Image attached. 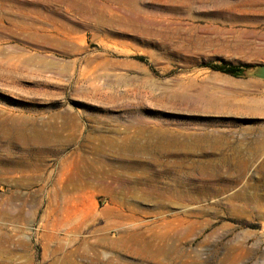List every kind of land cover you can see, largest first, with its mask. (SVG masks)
<instances>
[{
  "label": "rangeland",
  "instance_id": "rangeland-1",
  "mask_svg": "<svg viewBox=\"0 0 264 264\" xmlns=\"http://www.w3.org/2000/svg\"><path fill=\"white\" fill-rule=\"evenodd\" d=\"M259 65L264 0H0V264H264Z\"/></svg>",
  "mask_w": 264,
  "mask_h": 264
},
{
  "label": "bare ground",
  "instance_id": "bare-ground-1",
  "mask_svg": "<svg viewBox=\"0 0 264 264\" xmlns=\"http://www.w3.org/2000/svg\"><path fill=\"white\" fill-rule=\"evenodd\" d=\"M1 125L4 124L5 126V129H4V133L6 131H8L9 133H12V137L13 139L15 140H21L22 138L25 137L26 135V129L21 127L19 124H18V120L15 119V117H5L1 120ZM0 125V126H1ZM33 128H34V123L32 124ZM32 135H34V131L30 132ZM35 140L34 142H43V138L42 136H34ZM46 142V141H45ZM10 143H15V141L11 140ZM210 147V150L212 152V155H217V151L221 152V146L220 144L216 141L214 143H210L209 145ZM182 148V147H181ZM180 148V149H181ZM3 150L2 146L0 145V152ZM6 152V154H11L9 151H7L8 149H4ZM8 152V153H7ZM34 152V149H30L28 153H33ZM219 161V160H218ZM216 160L215 157H213L211 159V162L209 164V171H210V179H211V182L213 184V186H216V185H220L221 182H223L222 185V189H225V182L228 181H233L232 178L233 177H229V178H222L221 177V169L223 167H230L231 164H233L231 161H229L227 158H223L221 161L218 162ZM234 169L236 170L237 172V176L235 178V180H238L240 178V176H242V172L244 171V168L246 167V164L244 163L243 160L241 159H237L236 163H234ZM215 192H217V188L214 189Z\"/></svg>",
  "mask_w": 264,
  "mask_h": 264
},
{
  "label": "trees",
  "instance_id": "trees-1",
  "mask_svg": "<svg viewBox=\"0 0 264 264\" xmlns=\"http://www.w3.org/2000/svg\"><path fill=\"white\" fill-rule=\"evenodd\" d=\"M250 66L241 65V66H232V65H221V66H212V69L220 71L222 73L228 74L233 77H239L244 74L246 70H248Z\"/></svg>",
  "mask_w": 264,
  "mask_h": 264
},
{
  "label": "water",
  "instance_id": "water-1",
  "mask_svg": "<svg viewBox=\"0 0 264 264\" xmlns=\"http://www.w3.org/2000/svg\"><path fill=\"white\" fill-rule=\"evenodd\" d=\"M253 75L264 80V65L255 67Z\"/></svg>",
  "mask_w": 264,
  "mask_h": 264
}]
</instances>
